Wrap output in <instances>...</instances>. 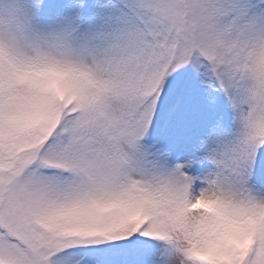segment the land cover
<instances>
[{
    "label": "snow or ice",
    "instance_id": "obj_1",
    "mask_svg": "<svg viewBox=\"0 0 264 264\" xmlns=\"http://www.w3.org/2000/svg\"><path fill=\"white\" fill-rule=\"evenodd\" d=\"M0 264H264V0H0Z\"/></svg>",
    "mask_w": 264,
    "mask_h": 264
}]
</instances>
